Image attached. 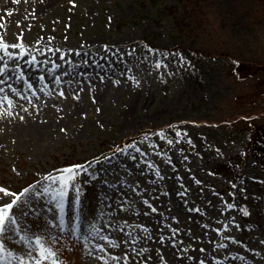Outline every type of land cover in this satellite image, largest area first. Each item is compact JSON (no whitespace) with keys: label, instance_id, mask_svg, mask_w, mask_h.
Returning a JSON list of instances; mask_svg holds the SVG:
<instances>
[{"label":"rangeland","instance_id":"374dc122","mask_svg":"<svg viewBox=\"0 0 264 264\" xmlns=\"http://www.w3.org/2000/svg\"><path fill=\"white\" fill-rule=\"evenodd\" d=\"M0 37V187L42 193L7 251L264 264V0H0Z\"/></svg>","mask_w":264,"mask_h":264},{"label":"snow or ice","instance_id":"6c2138e0","mask_svg":"<svg viewBox=\"0 0 264 264\" xmlns=\"http://www.w3.org/2000/svg\"><path fill=\"white\" fill-rule=\"evenodd\" d=\"M8 47L9 45L2 43V37H0V48L6 51ZM11 47H21V45L14 44L11 45ZM8 55L10 56L11 53H8ZM0 59H2V57H0ZM5 67H7L6 64L4 65V67H0V73L4 72ZM0 83H3V81L0 80ZM0 91H2V89H0ZM2 99H6V97ZM83 167L84 166L80 164L72 165L58 170L60 175L57 177H53L51 175L46 177L47 180H51L53 182H61L59 191H57L55 193V196H53V200L59 198L60 203L57 206L60 207L61 211H63L62 201L65 195V191L68 187V182L76 175L77 170H82ZM48 191L49 189L47 188L43 189V193H48ZM0 193H4V195L12 197L10 202L0 204V264H11L12 260L18 261L19 264H26L23 258L14 257L10 251L6 250L5 240H11L14 236H19V240H17L16 243H20L21 241L27 239L26 235H20L21 232L27 233L28 231L27 225H22L20 223V218L28 215L27 212L23 211V209L28 204L31 195L39 197L42 195V193L40 191H37L36 187L32 185L20 190L18 193L0 187ZM36 244H40L39 237H36ZM44 251L45 250L43 249V247H41L40 254L44 260H47L49 256H45ZM27 255L31 256V251H29ZM49 255H54V253H49ZM35 264H41V261L37 259L35 260ZM53 264H55V262H53Z\"/></svg>","mask_w":264,"mask_h":264},{"label":"trees","instance_id":"16d2710c","mask_svg":"<svg viewBox=\"0 0 264 264\" xmlns=\"http://www.w3.org/2000/svg\"><path fill=\"white\" fill-rule=\"evenodd\" d=\"M250 126L252 128V136L249 141V145H250L249 147L253 148L256 151V153L263 152L264 151V122L263 123L254 122ZM81 171L82 170H77L76 175H78V173H80ZM75 176L73 178H75ZM71 180H69L68 184L71 182Z\"/></svg>","mask_w":264,"mask_h":264}]
</instances>
